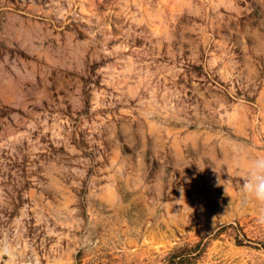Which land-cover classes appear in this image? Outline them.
Here are the masks:
<instances>
[{
	"label": "rangeland",
	"instance_id": "374dc122",
	"mask_svg": "<svg viewBox=\"0 0 264 264\" xmlns=\"http://www.w3.org/2000/svg\"><path fill=\"white\" fill-rule=\"evenodd\" d=\"M264 0H0V264H264Z\"/></svg>",
	"mask_w": 264,
	"mask_h": 264
},
{
	"label": "clouds",
	"instance_id": "9594fccd",
	"mask_svg": "<svg viewBox=\"0 0 264 264\" xmlns=\"http://www.w3.org/2000/svg\"><path fill=\"white\" fill-rule=\"evenodd\" d=\"M244 173L241 191L264 203V156L250 158ZM258 223L264 224V213L261 214Z\"/></svg>",
	"mask_w": 264,
	"mask_h": 264
}]
</instances>
